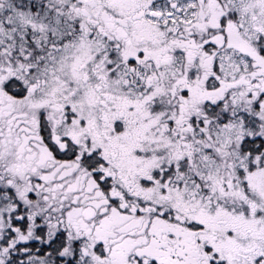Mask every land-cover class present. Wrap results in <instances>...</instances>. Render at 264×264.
<instances>
[{
    "label": "snow or ice",
    "instance_id": "snow-or-ice-1",
    "mask_svg": "<svg viewBox=\"0 0 264 264\" xmlns=\"http://www.w3.org/2000/svg\"><path fill=\"white\" fill-rule=\"evenodd\" d=\"M0 264H264V0H0Z\"/></svg>",
    "mask_w": 264,
    "mask_h": 264
}]
</instances>
